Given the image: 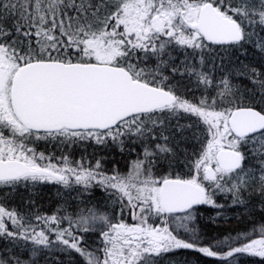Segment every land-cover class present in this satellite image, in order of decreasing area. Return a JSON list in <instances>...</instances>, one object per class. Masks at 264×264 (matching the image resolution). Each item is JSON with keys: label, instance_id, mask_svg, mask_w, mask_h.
<instances>
[{"label": "snow or ice", "instance_id": "1", "mask_svg": "<svg viewBox=\"0 0 264 264\" xmlns=\"http://www.w3.org/2000/svg\"><path fill=\"white\" fill-rule=\"evenodd\" d=\"M89 144L127 172L64 154ZM40 185L70 200L0 204V264L264 258V219L200 227L201 208L264 212V0H0V186Z\"/></svg>", "mask_w": 264, "mask_h": 264}, {"label": "trees", "instance_id": "2", "mask_svg": "<svg viewBox=\"0 0 264 264\" xmlns=\"http://www.w3.org/2000/svg\"><path fill=\"white\" fill-rule=\"evenodd\" d=\"M196 94L199 95V93ZM40 150H45L43 144L40 145ZM47 150L55 152L57 157L61 155V151L51 145L47 146ZM137 150L139 151V149ZM64 153L73 157L74 160H79L81 157H84L87 161L93 163L96 159L104 158L106 168L111 169L115 165L121 172H127V164L130 159L134 158L127 154H120L119 151L112 146L105 149L93 147L90 144L65 148ZM72 195L75 196L76 193ZM245 198L250 199L253 204L258 205L259 203V198L256 196L250 198L246 196ZM27 199L34 200L41 212L51 213L65 200H70V197L55 185H40L34 189L20 188L14 192L6 187L0 186V204H3L6 208H19L22 206V202ZM83 199L89 201L91 204H102L107 200V196L99 189H96L89 196H84ZM219 202L224 203V198L221 197ZM71 203L72 206L69 208V211H73L78 207L74 201ZM86 206L88 205H79V207ZM201 212L203 216L200 219V227L208 235L222 236L227 233L235 234L245 231L251 233L253 226L258 227L259 222L264 219V212L260 211L259 207L247 210L243 207L229 209L224 214L226 217H231V219L227 220L216 217L215 210H205L201 208ZM91 242L92 240L90 238L89 243ZM60 258L64 259L65 257L61 256ZM169 262H171V264H218L213 258L204 257L191 250H181L175 254L165 256L160 264H169ZM40 264H46V262L41 260ZM47 264H50V262H47ZM241 264H264V258L244 255L241 258Z\"/></svg>", "mask_w": 264, "mask_h": 264}, {"label": "rangeland", "instance_id": "3", "mask_svg": "<svg viewBox=\"0 0 264 264\" xmlns=\"http://www.w3.org/2000/svg\"><path fill=\"white\" fill-rule=\"evenodd\" d=\"M65 154V153H64ZM65 155H67L70 159H73L74 160V158L73 157H71L70 155H68V154H65ZM59 157V156H58ZM127 222L128 223H131L132 221H131V219L130 218H128L127 219Z\"/></svg>", "mask_w": 264, "mask_h": 264}]
</instances>
